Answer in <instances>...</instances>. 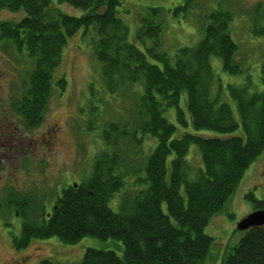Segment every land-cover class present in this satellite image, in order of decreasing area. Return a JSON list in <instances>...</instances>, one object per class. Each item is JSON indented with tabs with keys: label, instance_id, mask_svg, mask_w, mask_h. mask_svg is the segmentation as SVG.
I'll use <instances>...</instances> for the list:
<instances>
[{
	"label": "trees",
	"instance_id": "obj_1",
	"mask_svg": "<svg viewBox=\"0 0 264 264\" xmlns=\"http://www.w3.org/2000/svg\"><path fill=\"white\" fill-rule=\"evenodd\" d=\"M180 1L169 10L177 19L198 2ZM58 2L82 13L51 10V0H0V9L23 15L14 24L0 23V41H9L33 64L26 72L23 93L12 105L13 113L27 130L40 125L51 91L66 86L64 78L55 79L62 49L81 30L90 41L109 94L128 87L136 92L137 121L107 125L102 134L105 147L95 157L88 178L64 188L42 223L22 216L14 246L23 248L31 239L52 237L74 245L91 237L118 243L121 253L88 247L76 264H206L213 239L204 233L205 227L222 212L245 170L264 153V62L261 90L252 91L250 82L227 85L236 104V119L230 105L211 98L212 56L221 60L224 71L233 75L242 71L235 62L237 46L229 34V11L217 8L205 13L200 41L193 48L178 49L171 60L159 50L163 9L143 10L134 44L118 17L122 0ZM261 32L262 28L254 31ZM166 109L175 110V120L183 129L180 134L166 120ZM139 131L156 144L136 170L132 185L136 193L128 208L124 204L114 212L109 201L131 176L121 165L120 141L137 140ZM2 135L0 131V141ZM191 147L198 151L199 167L188 161ZM253 194L252 190L244 194L253 204L252 211L264 210V191L259 200ZM23 204L14 207L21 205L23 210ZM219 264H264V225L243 231Z\"/></svg>",
	"mask_w": 264,
	"mask_h": 264
},
{
	"label": "rangeland",
	"instance_id": "obj_2",
	"mask_svg": "<svg viewBox=\"0 0 264 264\" xmlns=\"http://www.w3.org/2000/svg\"><path fill=\"white\" fill-rule=\"evenodd\" d=\"M180 2L122 0V11L118 17L125 23L129 39L135 44L134 36L143 10L152 7L163 9L164 29L159 50L173 60L178 49L193 48L200 41L205 29V13L217 8L229 11L232 15L229 34L237 46L235 62L242 71L238 75L226 72L221 60L212 56L210 65L214 81L211 98L219 97L220 102L230 105L237 119L236 104L229 96L227 85L243 86L250 82L252 91L262 88L264 0H198L185 16L177 19L178 16L173 17V11L170 13L169 10ZM50 9H58L67 15L79 16L82 13L58 0H51ZM22 16L20 12L0 9V23L14 24ZM260 28L262 34H255L254 31L258 32ZM89 43L81 30L68 38L55 72V79H65V89L53 88L42 122L35 129L27 130L18 115L13 113L12 105L23 93L26 72L33 64L25 54H18L9 41H0V131L3 133L0 141V264H40L43 261L76 264L88 247L121 253L118 243L91 237H85L74 245L63 243L56 237L31 239L23 248H16L13 244L20 238L22 216L30 222L34 219L36 223H42L64 188L88 178L95 157L105 147L102 134L110 122L130 124L137 121L136 92L128 87L109 94ZM183 103L181 101V107ZM164 116L176 126V134H180L183 129L175 120V110L166 109ZM240 132L239 128L237 133ZM137 138L120 141L121 165L124 164L125 171L131 176L109 201L114 212L124 204L128 208L136 193L132 188L136 170L143 167L145 158L156 144L155 139L141 133ZM189 150V163L201 166L197 149L191 147ZM249 190L257 200L263 195L264 153L245 170L222 212L212 217L205 227L204 233L213 239L206 264H219L225 252L240 239L243 231L236 230L235 226L252 211L253 204L244 199ZM17 202L24 203L23 210L21 205L14 207Z\"/></svg>",
	"mask_w": 264,
	"mask_h": 264
},
{
	"label": "water",
	"instance_id": "obj_3",
	"mask_svg": "<svg viewBox=\"0 0 264 264\" xmlns=\"http://www.w3.org/2000/svg\"><path fill=\"white\" fill-rule=\"evenodd\" d=\"M264 225V210L252 211L243 217L235 226L238 231H246L250 228Z\"/></svg>",
	"mask_w": 264,
	"mask_h": 264
}]
</instances>
